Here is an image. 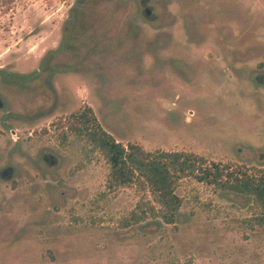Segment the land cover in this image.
Wrapping results in <instances>:
<instances>
[{
  "label": "rangeland",
  "instance_id": "obj_1",
  "mask_svg": "<svg viewBox=\"0 0 264 264\" xmlns=\"http://www.w3.org/2000/svg\"><path fill=\"white\" fill-rule=\"evenodd\" d=\"M203 56L248 57L239 66L260 69L264 0H0V66L54 68L49 86L61 68L66 85L61 97L52 88L46 94L49 105L62 107L11 115L15 138L30 142L17 152L12 181L0 179V209H13L0 228V264H264V216L251 197L185 179L176 189L183 206L175 224H166L151 214L160 206L142 188L110 190L103 156L67 134L70 121L59 123L99 103L102 127L124 145L263 169L256 160L264 146H238L239 156L228 139L193 144L198 135L212 137L190 130L183 117L191 100L212 93L202 79L192 93L185 80L186 62ZM88 79L100 82L94 100L76 91L72 103L68 82L74 88ZM207 102L221 111L227 105ZM18 115L39 119L29 124ZM43 150L62 159L55 178L39 161ZM134 213L141 221L125 229Z\"/></svg>",
  "mask_w": 264,
  "mask_h": 264
},
{
  "label": "flooded vegetation",
  "instance_id": "obj_2",
  "mask_svg": "<svg viewBox=\"0 0 264 264\" xmlns=\"http://www.w3.org/2000/svg\"><path fill=\"white\" fill-rule=\"evenodd\" d=\"M145 12L151 14L152 10L147 8ZM195 59L196 58H193V61ZM247 60H249L248 57H238L230 60L222 57L203 56L197 58L195 62H189V60L186 62L185 66L187 67L184 71V75L186 76L185 80L189 91L192 92L194 86H203L202 82H199L200 79H202V81L207 82L205 86H208L209 91L212 92L205 95H202L203 93L199 94V99L195 98L193 102L191 100V109L186 111L183 115L184 121L190 126V130H206L208 134L210 133L212 135V137L209 135V137H207L206 135L205 138H201L198 135L193 138V144H215L216 142L214 140L216 139H228L236 144L237 148L235 153L239 156L243 154V150L239 152L238 149L240 148H238V146H264V105L261 101L264 99V63L261 64L262 67L260 69L239 66L240 64L246 65L245 61ZM32 65L33 64H28V68H24L26 73H15L13 70L8 71L7 65L0 66V163H2L0 165V179L4 183L12 181L17 174L13 162L16 160V155H18L17 152L21 149L20 146L24 143V140L30 142L29 138H15V136H17V131L13 129L12 126L16 117L11 115L22 110H24V112L27 111L26 113H37L39 110H55L62 107L61 104L55 106L49 105L50 102L46 96V94H50L54 89L53 94H57V98L61 97L62 90L64 89L63 87L66 86L63 85L64 74L61 73L62 69H58L60 74H58L56 80H51L52 83L50 87L46 84V81L53 76L51 74L54 72V68L48 73V70L44 68L36 69ZM182 65L183 64L178 63V67ZM85 71L86 70L83 69L82 72ZM71 83L68 82V86L71 89L69 92H72L69 96L72 98V103H75L77 100V95H75L76 91L79 92V96L84 93L83 99L87 96L86 98H92L94 100L93 89L100 82H94L93 79L78 81L77 84H74V88L70 86ZM53 94L51 96L55 97L56 95L54 96ZM209 98H224L227 104L225 106V111H221L218 104H208L207 100ZM238 98H241V101L237 100ZM251 99L255 101V106H253ZM89 102L86 106L82 107V109L80 108L77 111L70 112L69 117L67 119H61L59 123L64 125V122L70 121V123H68L70 126L73 122H78L80 120V114L85 110H91L97 118V111L95 109L97 108L100 110L101 106L99 103L97 106L94 104L96 108L92 109V107L89 106ZM218 102L222 104V101ZM83 104H85V101ZM104 107L108 108L106 104ZM77 108L78 106L76 109ZM28 117L29 119H26L25 116H19L18 119L19 121L23 120L29 124L39 119ZM98 122L101 125L99 120ZM216 136L218 138H215ZM208 138L211 139V141L204 143L203 140H208ZM77 139L79 141H86L88 144L90 143L87 139ZM67 141L68 138L65 139V142ZM62 142H64V140H62ZM117 142L121 143L119 141ZM41 152L39 161L44 167V171L50 173L53 178L57 177V171L62 165V159L48 153L47 150ZM256 162L264 163V154L258 157ZM59 192L62 195V193L66 191L60 189ZM1 210L2 208L0 209V220H2L0 228L4 226L5 221H8L11 217L13 209L6 208V211ZM132 226L133 225H131L130 228H132ZM124 228L127 229L125 226Z\"/></svg>",
  "mask_w": 264,
  "mask_h": 264
},
{
  "label": "trees",
  "instance_id": "obj_3",
  "mask_svg": "<svg viewBox=\"0 0 264 264\" xmlns=\"http://www.w3.org/2000/svg\"><path fill=\"white\" fill-rule=\"evenodd\" d=\"M79 119L69 126L67 134L87 139L91 154L103 156L110 169L108 188H142L160 206L159 210L150 208L151 214L166 224H175L183 206L176 189L185 179L251 197L255 213L264 216V168L247 170L243 166L211 162L188 152H149L137 144L118 143L102 128L91 110L83 111ZM140 221L134 213L126 218L123 226L130 227Z\"/></svg>",
  "mask_w": 264,
  "mask_h": 264
}]
</instances>
